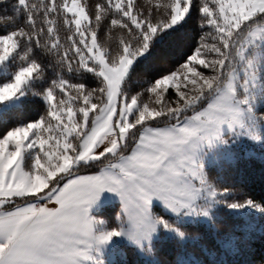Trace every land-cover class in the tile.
Segmentation results:
<instances>
[{"label": "snow or ice", "instance_id": "6c2138e0", "mask_svg": "<svg viewBox=\"0 0 264 264\" xmlns=\"http://www.w3.org/2000/svg\"><path fill=\"white\" fill-rule=\"evenodd\" d=\"M3 12L0 65L15 70L0 81V264H105L113 237L157 264V241L183 247L189 225L215 228L221 212L245 220L247 239L264 203L233 198L220 161L244 139L264 145V0H15ZM180 29L179 61L133 91L137 66ZM27 101L35 115L9 126ZM102 189L119 197L114 226L89 212Z\"/></svg>", "mask_w": 264, "mask_h": 264}, {"label": "trees", "instance_id": "16d2710c", "mask_svg": "<svg viewBox=\"0 0 264 264\" xmlns=\"http://www.w3.org/2000/svg\"><path fill=\"white\" fill-rule=\"evenodd\" d=\"M14 2L15 0H0V15L5 14L3 12L5 4ZM4 30V25L0 23V32ZM185 31L186 29H180L170 37H166L149 58L137 66L132 77L133 91L139 90L144 77H151L155 72L174 66L179 61L185 50ZM9 69L8 73L15 70L12 62L9 63ZM5 74L0 73V81ZM35 107L32 101L25 102L21 112L9 116V126L30 119L35 115ZM4 126L0 124V128ZM261 146L264 148V145ZM220 167L234 188L233 198L242 200L247 197L257 203H264V159L243 155L236 157L234 161H221ZM212 171L215 172L216 169L213 168ZM118 212L119 205L113 202L100 206L93 211V215L103 218L107 224L114 226L117 223ZM247 223L252 224L253 228L247 234V239H244L246 233L242 228L245 220L229 212H221L216 219L215 228L189 225L187 230L194 238V242L183 247L172 241H157L154 251L155 260L157 264H177L178 254L191 253L203 260L204 264H217L221 258L226 259L228 264H258L260 257L264 256V216L250 211ZM230 237L240 238L236 240L235 252H230L222 246ZM119 247L124 257L117 255L115 264H144L145 258L133 246L121 243ZM105 264H113V260Z\"/></svg>", "mask_w": 264, "mask_h": 264}, {"label": "rangeland", "instance_id": "374dc122", "mask_svg": "<svg viewBox=\"0 0 264 264\" xmlns=\"http://www.w3.org/2000/svg\"><path fill=\"white\" fill-rule=\"evenodd\" d=\"M10 62L11 61L8 62L7 66L0 65V73H6V72L8 73L10 71V69H9V63ZM227 151H230L231 153H233L235 158L238 157V156H243V155L244 156L252 155V156L264 159V158H262V154H264V148L259 143L250 142V141H248L246 139L242 140L239 143L232 144L231 148L227 149ZM209 158H211V157H209ZM221 161H228V160L222 159ZM113 194H114L113 198L110 199L105 204L116 202V203H118L119 209H120L119 197H118V195L116 193H113ZM154 206L156 207V210L159 211L158 202L155 201V200H154ZM97 218L101 219L102 221H105L101 217H97ZM121 243L129 245L121 237H113L112 240L105 246L106 249H107V251L105 252V257H106L105 262H108V261L112 260L111 256H112L113 251L114 250L119 251L120 250L119 245Z\"/></svg>", "mask_w": 264, "mask_h": 264}, {"label": "crops", "instance_id": "0c3cea01", "mask_svg": "<svg viewBox=\"0 0 264 264\" xmlns=\"http://www.w3.org/2000/svg\"><path fill=\"white\" fill-rule=\"evenodd\" d=\"M114 196L113 192L108 191L107 189H102L97 200L91 205L89 212L90 215H93V211L99 208L101 205L107 203ZM94 216V215H93ZM95 217V216H94Z\"/></svg>", "mask_w": 264, "mask_h": 264}]
</instances>
